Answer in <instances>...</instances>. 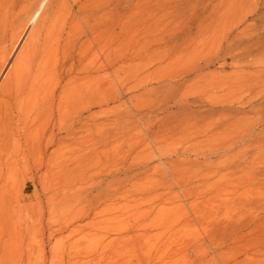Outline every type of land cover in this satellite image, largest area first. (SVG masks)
<instances>
[{"label":"rangeland","instance_id":"1","mask_svg":"<svg viewBox=\"0 0 264 264\" xmlns=\"http://www.w3.org/2000/svg\"><path fill=\"white\" fill-rule=\"evenodd\" d=\"M0 264H264V0H0Z\"/></svg>","mask_w":264,"mask_h":264},{"label":"bare ground","instance_id":"2","mask_svg":"<svg viewBox=\"0 0 264 264\" xmlns=\"http://www.w3.org/2000/svg\"><path fill=\"white\" fill-rule=\"evenodd\" d=\"M198 101V100H197ZM180 102V101H179ZM178 102V107L181 108V107H187L189 106V108L192 106V102L190 100H185V102L182 104V100H181V103ZM194 104V103H193ZM177 106V105H176ZM206 110L205 111H210V112H215L216 109H215V106L213 103H210V107L208 108H205ZM201 110V109H200ZM203 111V110H202Z\"/></svg>","mask_w":264,"mask_h":264}]
</instances>
